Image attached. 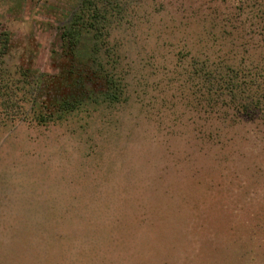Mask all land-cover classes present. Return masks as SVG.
Masks as SVG:
<instances>
[{
  "label": "rangeland",
  "instance_id": "1",
  "mask_svg": "<svg viewBox=\"0 0 264 264\" xmlns=\"http://www.w3.org/2000/svg\"><path fill=\"white\" fill-rule=\"evenodd\" d=\"M92 15L95 67L114 81L112 104L97 100L44 129L13 122L0 103V251L15 231L53 246L81 227L64 214L69 202L45 198L60 172L88 176L99 161L105 175L133 158L154 210L133 239L143 250L113 264H264V120L217 98L206 104L203 73H191L209 62L218 74L233 66L264 78V0H0L11 47L0 77L30 69L48 84L65 64L81 69L92 35L81 32L73 62L61 36Z\"/></svg>",
  "mask_w": 264,
  "mask_h": 264
},
{
  "label": "trees",
  "instance_id": "2",
  "mask_svg": "<svg viewBox=\"0 0 264 264\" xmlns=\"http://www.w3.org/2000/svg\"><path fill=\"white\" fill-rule=\"evenodd\" d=\"M99 13L96 9L93 10L94 15ZM96 21L92 15V19L87 21L88 25L74 23L61 36L67 45L68 53L65 55L73 62L78 57L76 48L81 32L92 35V58L81 65V69L73 63L67 66L65 64L57 77L49 78L47 82L50 84L44 83L49 76L34 77L30 69L20 68L13 76L0 77V86L5 90L0 95V103L4 110L11 113L10 119L13 122L33 123L45 129L66 122L69 116L97 100L101 103H113L116 99L114 81L102 75L101 67H95V58L99 53ZM10 48V39L0 28V59L8 55ZM201 63V66L194 63V71L191 73L194 77L202 76L203 73L201 82L205 90L203 89V95L198 96L206 104L217 98L229 102L240 116L264 120L263 77L255 74L245 77L233 66L225 73L218 74L213 63ZM16 90L22 93L19 100L16 98ZM39 92L47 97L45 95L39 98ZM51 92L55 96H51ZM28 110L33 111V114L29 115ZM95 156V153L87 154L82 158L93 160ZM125 161L128 165L125 166L123 161L122 169H116L115 166L106 171L105 175L100 174L99 161H95L94 166L90 165L92 169L88 176L80 173L73 179L60 172V176L53 179L56 183L50 181V184L57 185L55 196L51 195L50 186L45 185V198L52 203L69 202L64 214L76 218L81 227L73 229L68 235L61 233L59 241L53 246H46L15 231L14 235L18 238L8 245V249L0 251V264H62L57 255L59 252L61 258L69 264H113L124 261L132 253L142 251V248L133 244V239L138 235L140 226L147 223L146 218L154 209L149 203L143 204L146 200V182L138 174H133L135 169H139V159L129 158ZM45 165L49 168L47 162ZM80 165L82 164L79 163ZM116 170L122 173H116ZM78 172H81L80 168ZM55 212L57 216H62V213ZM54 252L56 260L51 256Z\"/></svg>",
  "mask_w": 264,
  "mask_h": 264
}]
</instances>
